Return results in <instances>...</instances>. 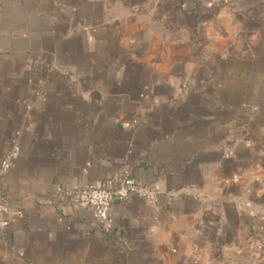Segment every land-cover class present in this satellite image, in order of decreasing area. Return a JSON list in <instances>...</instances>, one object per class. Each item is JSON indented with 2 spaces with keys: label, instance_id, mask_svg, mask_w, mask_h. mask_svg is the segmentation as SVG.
Returning <instances> with one entry per match:
<instances>
[{
  "label": "crops",
  "instance_id": "0c3cea01",
  "mask_svg": "<svg viewBox=\"0 0 264 264\" xmlns=\"http://www.w3.org/2000/svg\"><path fill=\"white\" fill-rule=\"evenodd\" d=\"M14 142L0 264H264V0H0Z\"/></svg>",
  "mask_w": 264,
  "mask_h": 264
},
{
  "label": "built area",
  "instance_id": "2783aa9c",
  "mask_svg": "<svg viewBox=\"0 0 264 264\" xmlns=\"http://www.w3.org/2000/svg\"><path fill=\"white\" fill-rule=\"evenodd\" d=\"M130 126H132L131 123L125 124V127ZM19 152L20 149L15 143L11 155L0 163V177L11 169L12 161ZM61 190L57 189V191ZM67 194L78 196L81 204L91 208L97 223L101 226L107 224L110 206L115 201L126 202L132 198H143L155 202L158 195L151 187L140 185L130 176H124L117 180L115 185L89 187L78 192L68 191ZM6 229L7 224L0 216V233L5 232Z\"/></svg>",
  "mask_w": 264,
  "mask_h": 264
}]
</instances>
